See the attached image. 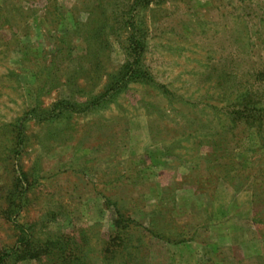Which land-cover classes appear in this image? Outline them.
<instances>
[{
  "label": "rangeland",
  "instance_id": "1",
  "mask_svg": "<svg viewBox=\"0 0 264 264\" xmlns=\"http://www.w3.org/2000/svg\"><path fill=\"white\" fill-rule=\"evenodd\" d=\"M130 1L0 0V251L17 238L3 210L21 169L31 176L20 218L32 224L33 238L79 241L71 260L54 257L56 264H126L130 253L135 264H261L264 226L252 220V201L254 170L264 167V127L237 146L245 169L231 170L230 183L215 179L228 160L206 155L214 134L228 128L220 111L228 95L262 87L252 74L264 68V0H164L141 8L145 63L176 98L132 83L99 109L26 121L28 143L17 161L10 157L8 125L25 110L58 98L85 100L101 90L106 70L125 61L98 4L118 11ZM51 66L56 74H44ZM109 198L138 226L126 255L105 251L116 218Z\"/></svg>",
  "mask_w": 264,
  "mask_h": 264
},
{
  "label": "trees",
  "instance_id": "2",
  "mask_svg": "<svg viewBox=\"0 0 264 264\" xmlns=\"http://www.w3.org/2000/svg\"><path fill=\"white\" fill-rule=\"evenodd\" d=\"M164 0H131L127 7H123L116 11H110L107 4L99 3L107 18L110 20L111 27L115 29L114 35L118 38V42L125 54V61L112 71H105V82L98 91V93L87 94L85 100H73L70 98H58L51 106L44 107L41 103L30 109L24 111L22 116L17 117L14 122L9 124V131L11 133V149L9 150L10 157L18 160L22 154L24 146L27 145L29 135L26 133V121H51L62 118H69L72 115H80L91 110L99 109L105 104L114 101L120 94L126 93L132 83H140L150 86H156L164 96L170 101L175 99V94L170 91L164 84L157 82L154 74L145 63V54L148 48V32L144 26V22L139 18V11L141 8L152 3H161ZM55 12H59L58 7H55ZM93 12V10H92ZM105 26H100L96 34H101ZM67 39H63L61 43H67ZM60 47L54 49V54ZM72 51V48H70ZM69 50V53L71 52ZM36 60H44L37 57ZM46 63V62H45ZM56 68L51 66V70L43 72L44 74H56ZM67 78H75L72 73L64 72ZM254 80L260 82L261 88H257L255 92L238 91L235 89L224 100L225 106L222 110L223 114L228 116L227 129L222 130V133H215V139L210 140L212 145V152L206 156L208 158H226L228 164L225 171L217 174L216 180L229 182L231 180V170L245 169L244 162H242L243 155L237 150V146L243 143L245 133H250L253 127H264V68L259 72H253ZM218 85H220L218 83ZM78 93H82L83 89L76 87ZM93 90H90L92 92ZM221 112V113H222ZM225 123L220 121L219 125ZM258 123V124H257ZM243 126V129L241 128ZM236 129L241 131L234 134ZM258 129V130H259ZM258 135L259 132L257 131ZM228 134L235 137V145L230 146ZM234 139V138H232ZM242 142V143H241ZM264 148V144L262 145ZM24 147V148H23ZM261 147V146H260ZM262 149V148H261ZM236 159V160H235ZM240 159L239 161H237ZM224 168V167H223ZM250 168V165L249 167ZM19 173L15 178L14 191L8 194V206L3 210V213L8 221L13 224V229L17 235L15 243L6 249L0 251V264H16L20 261L36 260L42 262L45 257L51 258L53 264H56L54 257L70 258L71 251L77 246L75 243L79 241L71 237H57L55 240H48L42 243V240H36L32 234V224H26L22 221L20 216L22 212L26 211V203L28 201L27 189L23 186V182H28L31 174L25 170H18ZM249 171V177H251ZM255 176V191L254 192V216L252 220L255 223H261L264 226V167L254 170ZM253 176V175H252ZM35 180V179H34ZM108 203L115 205L116 218L113 222V234L110 239L104 244L107 251L108 249L112 255L122 254L126 255V249L129 248L130 243L127 241L134 238V230L138 229L135 225V220L130 216H126L119 209L118 202L108 199ZM263 204V205H262ZM152 234V236H162L160 233L153 229L143 228ZM179 236L183 233L178 234ZM171 243L180 244L187 241L184 238H167ZM125 242V243H124ZM84 243V240H83ZM120 248L122 252H119ZM125 252V253H124ZM61 256V257H60ZM130 253L129 261L127 264H135L131 258ZM261 264H264V256L259 255ZM259 263V261H258Z\"/></svg>",
  "mask_w": 264,
  "mask_h": 264
}]
</instances>
